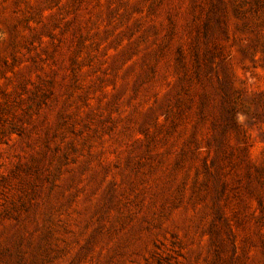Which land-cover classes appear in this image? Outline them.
Returning <instances> with one entry per match:
<instances>
[{
  "label": "rangeland",
  "instance_id": "1",
  "mask_svg": "<svg viewBox=\"0 0 264 264\" xmlns=\"http://www.w3.org/2000/svg\"><path fill=\"white\" fill-rule=\"evenodd\" d=\"M0 264H264V0H0Z\"/></svg>",
  "mask_w": 264,
  "mask_h": 264
}]
</instances>
